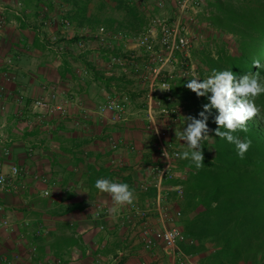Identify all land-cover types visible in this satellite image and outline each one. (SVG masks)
<instances>
[{
	"label": "crops",
	"instance_id": "0c3cea01",
	"mask_svg": "<svg viewBox=\"0 0 264 264\" xmlns=\"http://www.w3.org/2000/svg\"><path fill=\"white\" fill-rule=\"evenodd\" d=\"M57 1L3 0L2 4L0 137L10 139L9 144H3L9 147L10 154L3 156L0 144V172L7 173L10 165L17 166L20 172L16 191L0 190V221L9 223L7 229L0 227V264H35L45 258H55L60 264H98L96 260L100 258V264H111L117 256L124 264H178L162 245L153 252L143 250L135 236V224L125 221L130 216L129 205L112 213L111 197L89 183L84 165L94 163L112 172L134 189V204L146 206L150 198L139 193L135 184L150 180L149 167L156 158L150 141L155 142V137L145 119L147 86L132 70L124 72L109 64L111 56H134L142 70L144 54L119 40H110L108 46L98 45L88 33L100 26L92 31L78 28L70 20L76 8L64 0ZM142 3L138 9L147 14L151 7ZM89 8L93 10L92 5ZM201 17L198 14L197 24L191 26L193 37ZM51 18L66 19L70 32L60 24L43 26L42 21ZM51 38L56 41L52 43ZM201 39L202 47L210 45L206 36ZM80 40L84 47L77 49L75 42ZM192 58L191 54V62ZM189 79L177 77L172 88ZM52 94L57 100L51 103L63 105L64 114L55 113L47 125L24 118L32 101H50ZM107 96L127 99L125 121L114 122L112 113L95 112ZM155 99L164 101L161 92L155 94ZM185 116L188 114L184 111L173 127L175 131L187 126ZM172 138L182 142L174 131ZM111 140L120 145L116 151L109 148ZM80 157L85 161L78 163ZM111 161L121 162L122 167L112 169ZM41 177L54 185L41 183ZM44 189L51 191L49 198L40 197ZM96 205L109 209L110 216L94 220ZM149 222L152 231L160 229L155 218ZM38 226L46 231L41 238L34 237ZM31 246L36 248V258L28 260ZM16 255L18 260L14 259ZM185 264H197L196 257L188 256Z\"/></svg>",
	"mask_w": 264,
	"mask_h": 264
},
{
	"label": "trees",
	"instance_id": "16d2710c",
	"mask_svg": "<svg viewBox=\"0 0 264 264\" xmlns=\"http://www.w3.org/2000/svg\"><path fill=\"white\" fill-rule=\"evenodd\" d=\"M93 1L64 0L76 8L70 20L78 28L92 31L100 26L111 35L130 37L140 34L148 22L131 0ZM207 10L210 45L200 52L198 77L203 80L213 70H232L237 76L259 71L264 78V67L256 69L252 63L259 59L264 65V0H208ZM186 82L172 88L173 105L199 119L209 101L187 89ZM256 104L260 117L248 122V132L236 133L252 141L244 158L233 144L215 136L218 112L213 109L207 121L212 138L203 142L205 166L197 170L190 160L179 161L184 174L179 227L188 240L180 247L196 257L197 264H264V94ZM186 149L187 145L182 152ZM82 161L85 158L80 157L78 163ZM84 165L92 186L100 178L124 182L94 163ZM152 196L151 190L146 197Z\"/></svg>",
	"mask_w": 264,
	"mask_h": 264
},
{
	"label": "built area",
	"instance_id": "2783aa9c",
	"mask_svg": "<svg viewBox=\"0 0 264 264\" xmlns=\"http://www.w3.org/2000/svg\"><path fill=\"white\" fill-rule=\"evenodd\" d=\"M58 3L57 0H51ZM144 5L163 11L166 8L167 0H142ZM175 14L173 17L166 16L163 13L150 16L143 31L135 36L123 37L121 35H111L103 27H99L96 31L88 33L96 39L98 45L108 46L110 40H119L129 43L135 48L140 49L145 58V65L141 70L134 62L135 57H119L111 56L109 64L120 67L124 72L132 70L134 76L146 83V117L149 124L148 129L155 137L153 145L155 151V161L149 167L150 180H140L135 184V188L139 193L147 194L151 190L153 196L148 199L145 207H139L136 204L129 205L130 216L125 221L129 225L135 224V236L137 241L142 245L146 252H153L157 245H162L164 252L174 259L178 264H185L188 256L182 251L180 245L188 243L187 238L178 227L182 218L181 207L184 202V189L181 182L184 174L179 170L178 153H182L186 146L184 141L178 142L173 140L174 126L181 119L184 110L181 106L172 105V82L177 78L198 77L197 66L191 62V50L194 37L191 33V26L195 24L196 17L205 9L207 16L208 0H171ZM2 4L0 0V28L4 26L2 17ZM43 26H52L60 24L66 31L70 32V24L66 19L59 21L51 18L42 21ZM202 38V35L199 36ZM50 41L54 43L55 38ZM77 49H82L84 43L75 42ZM59 50L62 47L58 48ZM170 67V69L168 68ZM172 68V69H171ZM178 69V71H177ZM177 72V73H176ZM170 88L169 90H163ZM161 92L164 101L155 99V94ZM57 100L55 94L51 95V100H34L31 103L30 112L24 116L27 121L30 117L41 124L47 125L48 120L55 114H64L63 105L52 104ZM21 99H18L20 104ZM127 99L125 97L107 96L104 103L99 105L95 112L99 115L112 113L114 122H123L126 120ZM162 124L161 128L157 123ZM159 130L158 132L156 130ZM8 137H0L2 145V155L7 157L10 149L3 144H9ZM111 151L119 148L117 141H109ZM166 154V157L164 156ZM112 169H119L122 163L119 161H111ZM13 169L16 174L13 175ZM19 169L15 165H10L7 173L0 172V176L4 177V182L0 183L1 191H16L17 179L19 177ZM41 183L54 185L47 177L40 178ZM47 193V195H45ZM42 198H49L51 191L44 189L39 193ZM1 210V208H0ZM111 212L109 209L96 205L93 218L96 221L109 217ZM155 218L160 225V229L152 231L150 227V219ZM27 225V223H25ZM0 227L7 229L9 223L7 220L0 221ZM103 228L101 224L98 225ZM45 230L38 226L34 232V237L41 238L45 235ZM28 260L36 258V248L31 246L28 250ZM15 260L19 256L14 257ZM5 261V260H4ZM7 262V261H6ZM102 260L98 258L96 263L100 264ZM35 264H60L55 258L40 259ZM102 264H110L104 262ZM111 264H124L120 256L112 259Z\"/></svg>",
	"mask_w": 264,
	"mask_h": 264
},
{
	"label": "clouds",
	"instance_id": "9594fccd",
	"mask_svg": "<svg viewBox=\"0 0 264 264\" xmlns=\"http://www.w3.org/2000/svg\"><path fill=\"white\" fill-rule=\"evenodd\" d=\"M252 63L256 69L264 67L259 59L253 60ZM185 87L197 97H207L209 102L203 105V110L199 112V119L191 115L185 116L184 121L187 126L182 131H175V136L187 145L186 150L177 154L178 158L190 160L197 170L205 166L203 142L212 138L209 136L210 129L207 121L213 109L218 112L214 118L217 125L215 136L233 144L237 155L244 158L252 141L247 137L242 139L236 133L248 132V122L260 117L261 107L256 104V99L264 94V78L261 77L260 72L237 76L232 70H213L212 74L203 80L199 77L187 80ZM261 118L264 119V117ZM164 156L166 157L165 153ZM15 174L16 170L13 169V175ZM3 182L4 177L0 176V183ZM94 186L99 192L107 193L111 197L113 207L110 211L112 213L119 208L132 205L136 198L134 189L124 182L100 178L95 181Z\"/></svg>",
	"mask_w": 264,
	"mask_h": 264
},
{
	"label": "rangeland",
	"instance_id": "374dc122",
	"mask_svg": "<svg viewBox=\"0 0 264 264\" xmlns=\"http://www.w3.org/2000/svg\"><path fill=\"white\" fill-rule=\"evenodd\" d=\"M134 4H136L137 6H139L141 3H140V1L141 0H131ZM95 2H97V0H94L93 1V3H95ZM142 4H144V3H142ZM147 9V8H146ZM149 11H147V14L145 13V15L147 16H153V15H157V14H161V13H163V14H165L166 16H169V17H173L174 16V14H175V10H174V8H173V5H172V2H171V0H167V5H166V8H165V10H163V11H157V10H155V9H148ZM206 10V9H205ZM205 10L201 13L202 14V17H201V19L199 20V23H198V25H199V27H194V29H196L197 31H198V33H195V31H194V34H195V36H194V38H195V40L193 41V46H192V50H191V54L193 55V58H192V60H194V61H192L196 66H197V64L199 63V61H200V52H201V50H203V48L204 47H206V46H203L202 47V44L199 42L200 41V39H199V35H202V39H204L205 38V36H208V37H210L211 36V33L208 31V29H207V25H206V21H205V18H206V13H205ZM208 11V10H207ZM196 24H197V22H196ZM196 26V25H195ZM205 35V36H204ZM201 39V40H202ZM157 125H158V127L159 128H161V126H162V124L160 123V122H158L157 123ZM183 128H184V126L182 125V127H180V128H178V130L176 129V131L178 132V131H182L183 130ZM148 131V130H147ZM174 133H175V129H174ZM148 141V140H147ZM151 141V143L152 144H154L155 142L153 141V140H150ZM154 142V143H153ZM144 201V203L146 202V200H143Z\"/></svg>",
	"mask_w": 264,
	"mask_h": 264
}]
</instances>
